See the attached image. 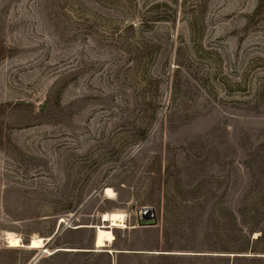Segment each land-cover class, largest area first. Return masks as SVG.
<instances>
[{
  "label": "rangeland",
  "instance_id": "1",
  "mask_svg": "<svg viewBox=\"0 0 264 264\" xmlns=\"http://www.w3.org/2000/svg\"><path fill=\"white\" fill-rule=\"evenodd\" d=\"M262 232L264 0H0V264H264Z\"/></svg>",
  "mask_w": 264,
  "mask_h": 264
},
{
  "label": "bare ground",
  "instance_id": "2",
  "mask_svg": "<svg viewBox=\"0 0 264 264\" xmlns=\"http://www.w3.org/2000/svg\"><path fill=\"white\" fill-rule=\"evenodd\" d=\"M106 195L108 197H114L115 193L111 188H107ZM125 216H126L125 213L118 211H111L104 215V220L106 221V224L104 223L95 226L97 232L95 238V246L97 248L105 247L108 245V243L113 242V240L115 239L113 228L115 226L117 227L126 226ZM5 239L8 245L11 247L24 245V243L22 242V238L18 234L11 231L6 232ZM48 239L49 237L48 238H44L42 236L32 237L27 246L30 248L45 247V241Z\"/></svg>",
  "mask_w": 264,
  "mask_h": 264
},
{
  "label": "water",
  "instance_id": "3",
  "mask_svg": "<svg viewBox=\"0 0 264 264\" xmlns=\"http://www.w3.org/2000/svg\"><path fill=\"white\" fill-rule=\"evenodd\" d=\"M155 224H156V215L152 207L144 206L138 210V216H137L138 226H152ZM51 238L52 237H49V240H51Z\"/></svg>",
  "mask_w": 264,
  "mask_h": 264
},
{
  "label": "trees",
  "instance_id": "4",
  "mask_svg": "<svg viewBox=\"0 0 264 264\" xmlns=\"http://www.w3.org/2000/svg\"><path fill=\"white\" fill-rule=\"evenodd\" d=\"M264 237V232H262L261 234H260V238H263ZM258 239H259V237H258Z\"/></svg>",
  "mask_w": 264,
  "mask_h": 264
}]
</instances>
